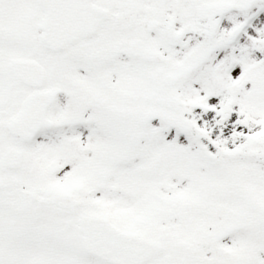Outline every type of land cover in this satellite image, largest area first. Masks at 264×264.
I'll return each instance as SVG.
<instances>
[{
  "label": "snow or ice",
  "instance_id": "obj_1",
  "mask_svg": "<svg viewBox=\"0 0 264 264\" xmlns=\"http://www.w3.org/2000/svg\"><path fill=\"white\" fill-rule=\"evenodd\" d=\"M0 264H264V0H0Z\"/></svg>",
  "mask_w": 264,
  "mask_h": 264
}]
</instances>
